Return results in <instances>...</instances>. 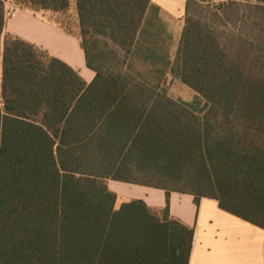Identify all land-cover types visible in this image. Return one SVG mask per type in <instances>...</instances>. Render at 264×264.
<instances>
[{
	"label": "trees",
	"instance_id": "16d2710c",
	"mask_svg": "<svg viewBox=\"0 0 264 264\" xmlns=\"http://www.w3.org/2000/svg\"><path fill=\"white\" fill-rule=\"evenodd\" d=\"M7 1L0 264H189L195 229L170 214L173 192L264 229V0H187L174 61L153 0H16L36 15L74 5L91 83L6 33ZM171 77L198 107L169 95ZM110 180L164 190L167 205H118Z\"/></svg>",
	"mask_w": 264,
	"mask_h": 264
},
{
	"label": "crops",
	"instance_id": "0c3cea01",
	"mask_svg": "<svg viewBox=\"0 0 264 264\" xmlns=\"http://www.w3.org/2000/svg\"><path fill=\"white\" fill-rule=\"evenodd\" d=\"M153 0L161 12L177 17L185 14L187 0ZM13 9L15 15L6 20L5 32L18 36L47 50L63 60L91 83L95 72L88 70L84 51L74 54L78 37L65 33L54 22L21 8L14 0H8L6 10ZM166 21V20H165ZM174 34V41H180L183 28L166 22ZM75 37V38H74ZM78 38L77 40H75ZM57 40L69 42L72 48L61 51ZM180 43V42H179ZM110 189L118 196V205L132 200H143L152 209H164L167 194L164 190L109 181ZM170 214L195 229L194 242L189 264H264V229L222 210L218 201L202 199L196 204L190 194L171 193Z\"/></svg>",
	"mask_w": 264,
	"mask_h": 264
},
{
	"label": "rangeland",
	"instance_id": "374dc122",
	"mask_svg": "<svg viewBox=\"0 0 264 264\" xmlns=\"http://www.w3.org/2000/svg\"><path fill=\"white\" fill-rule=\"evenodd\" d=\"M16 3L17 1L14 0ZM181 1V0H180ZM179 0H176L174 3H178ZM202 6H207L209 8H211L212 6H217L218 4H214L211 2V0H207V2L202 3ZM242 6H247L248 4H241ZM207 9V8H206ZM39 15L44 17L45 19H48L56 24L62 23L64 24L65 27H68L67 29H69L72 33L73 36L78 37L79 35V28H78V22H77V15H76V10L74 5H72V7L70 8V10H68L66 13L64 14H57V15H47V14H43L42 12H39ZM161 16L164 20H167L172 22L175 25V28H183L185 25V21H184V17L185 14H183V16H177V17H170L164 13L161 12ZM62 29L65 33H67L65 31L66 28H60ZM68 34V33H67ZM75 38V37H74ZM78 38H76L75 40H77ZM79 41V39H78ZM180 42V41H179ZM179 42L178 41H173V45L171 48V58L172 61L175 60L176 54H177V49L179 46ZM57 47L58 49H60L61 51H65L67 49L72 48L71 45L69 44V42L65 41V40H57ZM82 49L80 41H79V45L74 44V54L77 50ZM88 68V67H87ZM88 70H91L88 68ZM168 93L169 95L174 98L175 100L187 103L193 107H198L200 105L201 99L199 97V95L190 87H188L187 85H185L184 83H182L179 79L177 78H173L171 77L169 79L168 82Z\"/></svg>",
	"mask_w": 264,
	"mask_h": 264
},
{
	"label": "built area",
	"instance_id": "2783aa9c",
	"mask_svg": "<svg viewBox=\"0 0 264 264\" xmlns=\"http://www.w3.org/2000/svg\"><path fill=\"white\" fill-rule=\"evenodd\" d=\"M214 4H228V3H239V4H252L254 0H211ZM15 15L13 9L6 10V18L12 17Z\"/></svg>",
	"mask_w": 264,
	"mask_h": 264
}]
</instances>
